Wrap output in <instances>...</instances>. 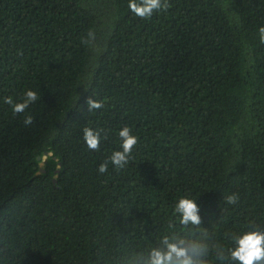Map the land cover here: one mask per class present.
<instances>
[{
	"label": "trees",
	"instance_id": "trees-1",
	"mask_svg": "<svg viewBox=\"0 0 264 264\" xmlns=\"http://www.w3.org/2000/svg\"><path fill=\"white\" fill-rule=\"evenodd\" d=\"M167 3L142 19L128 0H0V264H130L180 230L182 194L196 236L264 229V0ZM124 126L128 164L98 173Z\"/></svg>",
	"mask_w": 264,
	"mask_h": 264
},
{
	"label": "clouds",
	"instance_id": "clouds-1",
	"mask_svg": "<svg viewBox=\"0 0 264 264\" xmlns=\"http://www.w3.org/2000/svg\"><path fill=\"white\" fill-rule=\"evenodd\" d=\"M129 10L137 17L151 19L154 14L166 11L167 0H128ZM259 39L264 43V26L258 29ZM89 38H94L89 33ZM37 93L25 89L23 98L16 102L9 96L3 102L11 107L13 113H23L29 105L36 102ZM88 111L100 109L99 101L88 99ZM25 124H31L32 118L27 116ZM119 149L111 152L107 160L99 164L97 171L107 173L109 165L114 170L123 169L129 162L131 153L138 143V137L132 134L129 127L118 130ZM83 140L90 150H99L102 136L100 131L91 127L83 129ZM198 197L193 194H182L174 202L171 215L182 227L178 232L163 234L157 238L155 245H149L146 251L137 252L130 264H264V229L251 222L241 226L228 237L227 246L215 241L207 233L195 235L201 225ZM237 197H227L229 204H235Z\"/></svg>",
	"mask_w": 264,
	"mask_h": 264
},
{
	"label": "water",
	"instance_id": "water-1",
	"mask_svg": "<svg viewBox=\"0 0 264 264\" xmlns=\"http://www.w3.org/2000/svg\"><path fill=\"white\" fill-rule=\"evenodd\" d=\"M44 154L46 155V154H47V152H44ZM41 171H43V169H41Z\"/></svg>",
	"mask_w": 264,
	"mask_h": 264
},
{
	"label": "rangeland",
	"instance_id": "rangeland-1",
	"mask_svg": "<svg viewBox=\"0 0 264 264\" xmlns=\"http://www.w3.org/2000/svg\"><path fill=\"white\" fill-rule=\"evenodd\" d=\"M42 164V163H41Z\"/></svg>",
	"mask_w": 264,
	"mask_h": 264
}]
</instances>
